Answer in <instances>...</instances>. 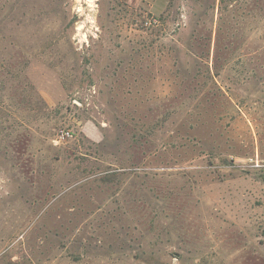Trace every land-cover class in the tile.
<instances>
[{"label":"rangeland","instance_id":"374dc122","mask_svg":"<svg viewBox=\"0 0 264 264\" xmlns=\"http://www.w3.org/2000/svg\"><path fill=\"white\" fill-rule=\"evenodd\" d=\"M0 264H264V0H0Z\"/></svg>","mask_w":264,"mask_h":264},{"label":"crops","instance_id":"0c3cea01","mask_svg":"<svg viewBox=\"0 0 264 264\" xmlns=\"http://www.w3.org/2000/svg\"><path fill=\"white\" fill-rule=\"evenodd\" d=\"M81 128L84 132H91V127L87 123L82 124Z\"/></svg>","mask_w":264,"mask_h":264},{"label":"built area","instance_id":"2783aa9c","mask_svg":"<svg viewBox=\"0 0 264 264\" xmlns=\"http://www.w3.org/2000/svg\"><path fill=\"white\" fill-rule=\"evenodd\" d=\"M66 134H67V132H66Z\"/></svg>","mask_w":264,"mask_h":264}]
</instances>
